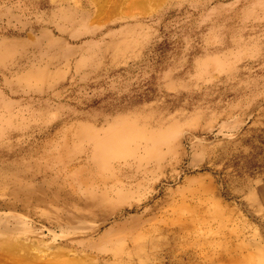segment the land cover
<instances>
[{"label": "rangeland", "instance_id": "rangeland-1", "mask_svg": "<svg viewBox=\"0 0 264 264\" xmlns=\"http://www.w3.org/2000/svg\"><path fill=\"white\" fill-rule=\"evenodd\" d=\"M0 264H264V0H0Z\"/></svg>", "mask_w": 264, "mask_h": 264}, {"label": "bare ground", "instance_id": "bare-ground-1", "mask_svg": "<svg viewBox=\"0 0 264 264\" xmlns=\"http://www.w3.org/2000/svg\"><path fill=\"white\" fill-rule=\"evenodd\" d=\"M65 255V254H64Z\"/></svg>", "mask_w": 264, "mask_h": 264}]
</instances>
